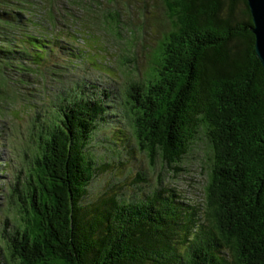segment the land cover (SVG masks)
Here are the masks:
<instances>
[{
	"label": "trees",
	"instance_id": "trees-1",
	"mask_svg": "<svg viewBox=\"0 0 264 264\" xmlns=\"http://www.w3.org/2000/svg\"><path fill=\"white\" fill-rule=\"evenodd\" d=\"M59 2L65 11L57 16ZM165 3L162 27L171 32L158 77L135 84L129 75L118 94L100 82L59 87L62 105L56 92L43 91L42 152L26 160L33 162L26 178L0 190L15 216L6 214L11 249L5 255L0 246V264H264V66L248 0ZM80 11L75 0H0L1 100L17 99L8 90L17 83L11 71L42 68L56 19ZM68 90L80 94L70 98ZM116 95L124 101L113 108ZM120 117L117 143L96 141L101 125ZM200 139L208 156L184 160ZM141 154L173 177L167 184L189 187L185 194L170 187L198 223L188 244L173 238L176 209L158 198L164 187L142 201L110 196L95 211L82 204L98 174Z\"/></svg>",
	"mask_w": 264,
	"mask_h": 264
},
{
	"label": "rangeland",
	"instance_id": "rangeland-1",
	"mask_svg": "<svg viewBox=\"0 0 264 264\" xmlns=\"http://www.w3.org/2000/svg\"><path fill=\"white\" fill-rule=\"evenodd\" d=\"M75 3L81 7L78 18L56 19L55 34L42 68L34 69L32 73H9V78L17 80V83L8 85L9 94L17 99L12 104L0 99V149L5 150L0 155V190L4 181L16 183L19 178H26L33 167V162L26 160H34L42 152L45 144L42 136L46 134L43 119H48L41 107L43 91L48 96L59 87H74L80 83L79 88L83 89L100 82L112 87L118 94L121 89L128 88L126 79L129 75L128 82L133 78L135 84L155 79L158 75L155 69L165 58H161L162 47L158 41L163 32L162 26L169 22L164 0H75ZM55 11L57 16L65 11L61 2L55 5ZM118 16L122 21L109 26ZM152 41L155 42L151 45ZM4 86L7 87L6 79ZM17 89L19 92H16ZM67 94L71 98L80 92L68 90ZM29 98L33 99L32 103L28 102ZM55 98L58 105L66 103L61 90L55 93ZM123 101L124 98L116 95L108 103L114 108L121 106ZM121 119L105 121L95 133L96 141L110 137L117 143L119 135L114 130ZM205 145L203 139L198 140L184 160L201 163V158L208 156L203 151ZM8 163L11 165L8 166ZM167 182L172 183L173 177L164 173L160 165L150 166L146 155L141 154L140 158L124 159L112 169L98 174L91 181L82 204L86 209L95 211L103 207L104 199L110 196L124 200L134 197L142 201L149 194L153 193L154 197V193L164 187L160 194L162 197L158 198H166L175 206L176 231L173 238L178 245H185L197 236L198 223L190 221V212L180 207V201L170 187L183 189L184 194L189 187L169 185ZM13 186L10 183L8 188ZM3 200L0 197V246L7 255L11 248L3 227L7 213L12 218L15 216L8 204L2 203ZM17 224H20L19 220Z\"/></svg>",
	"mask_w": 264,
	"mask_h": 264
},
{
	"label": "water",
	"instance_id": "water-1",
	"mask_svg": "<svg viewBox=\"0 0 264 264\" xmlns=\"http://www.w3.org/2000/svg\"><path fill=\"white\" fill-rule=\"evenodd\" d=\"M253 15L251 30L256 36V51L264 66V0H248Z\"/></svg>",
	"mask_w": 264,
	"mask_h": 264
},
{
	"label": "bare ground",
	"instance_id": "bare-ground-1",
	"mask_svg": "<svg viewBox=\"0 0 264 264\" xmlns=\"http://www.w3.org/2000/svg\"><path fill=\"white\" fill-rule=\"evenodd\" d=\"M165 1V0H164ZM122 20H121V16H118L115 20H113V21H111L110 23H109V26H112L113 24H115V23H118V22H121ZM162 30H163V32H162V34L160 35V37H159V39H158V41L160 42V44H161V47L163 48L164 46H165V44L167 43V41H168V39H166V37H167V35L171 32V31H169V30H165L163 27L161 28ZM155 41H152V43H151V45L154 43ZM165 50V49H164ZM166 56V51H163V49H162V57L161 58H164ZM160 58V59H161ZM157 73H158V71H157ZM157 77H158V75H157ZM76 122H77V120H76ZM72 123H75V121H73ZM82 201H83V199H82ZM145 225H150V227H153V224L152 223H150V224H145Z\"/></svg>",
	"mask_w": 264,
	"mask_h": 264
}]
</instances>
